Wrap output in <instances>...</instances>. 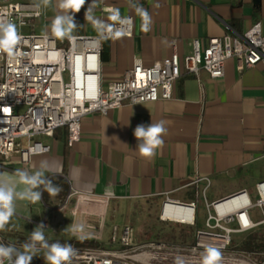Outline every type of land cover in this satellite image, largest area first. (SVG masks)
Here are the masks:
<instances>
[{
	"label": "crops",
	"instance_id": "0c3cea01",
	"mask_svg": "<svg viewBox=\"0 0 264 264\" xmlns=\"http://www.w3.org/2000/svg\"><path fill=\"white\" fill-rule=\"evenodd\" d=\"M33 1L42 11L34 26L39 33L57 35L52 30L57 16L74 17L75 27L63 36L98 35L103 19L133 16L132 36L102 39L104 85L120 79L137 59L152 65L173 52L191 54L196 38L205 44L212 36L243 33L259 21L264 30V0H85L78 12L64 0ZM144 12L150 18L147 30ZM159 121L167 129L164 142L146 158L136 149L134 129ZM263 158L264 61L241 70L237 59H228L220 78L204 69L195 74L183 68L171 98L88 113L73 146L63 127L55 131L49 151L32 155L28 162L19 154L9 159L0 173L33 174L45 164L44 177L60 191L39 200L17 196L16 214L0 236L6 245L24 251L23 244L42 223L49 244L76 246L71 241L89 238L85 231L96 230V222L103 220L101 242L108 227L112 231L116 225L108 224L110 215L124 204L156 201L161 206L166 197L198 199L197 192L207 184L195 183L197 176L210 180L206 196L213 201L247 188L238 175ZM23 187L21 182L17 191ZM40 188L46 191L44 185L33 190ZM71 191L76 193L66 202ZM45 251L40 245L31 264H48Z\"/></svg>",
	"mask_w": 264,
	"mask_h": 264
},
{
	"label": "built area",
	"instance_id": "2783aa9c",
	"mask_svg": "<svg viewBox=\"0 0 264 264\" xmlns=\"http://www.w3.org/2000/svg\"><path fill=\"white\" fill-rule=\"evenodd\" d=\"M41 15L33 0H0V25H14L18 37L0 49V169L15 154L28 162L32 155L49 151L59 128H66L68 145L73 146L81 138L82 120L88 113H107L126 104L171 98L183 68L195 74L204 69L212 78H220L228 59H237L241 70L264 61V30L259 21L243 33L212 36L205 44L196 38L192 53L183 57L173 52L152 65L137 59L120 79L104 85L102 39L132 36L133 16L103 19L98 35L58 36L35 31V19ZM194 182L207 184L197 192V198L201 195L204 199L206 217L204 227L195 229V250H225L234 233L256 228L264 231V179L256 183L254 199L243 188L213 201L206 196L210 180L197 176ZM75 193L71 191L66 202ZM198 199L166 197L161 219L171 220L163 215L167 207L181 206L192 215L177 222L195 226ZM95 225L96 230H86L83 235L99 241L103 220ZM110 240L113 249L71 246L74 253L68 264H130L125 254L135 245L131 224L113 225Z\"/></svg>",
	"mask_w": 264,
	"mask_h": 264
},
{
	"label": "rangeland",
	"instance_id": "374dc122",
	"mask_svg": "<svg viewBox=\"0 0 264 264\" xmlns=\"http://www.w3.org/2000/svg\"><path fill=\"white\" fill-rule=\"evenodd\" d=\"M243 185L251 192L253 199L256 197V183L264 179V158L259 163H253L247 170L238 175ZM65 186V185H64ZM41 196H46L48 191L40 188ZM196 199V197H194ZM211 200L212 196L208 195ZM197 223L195 226L182 224L173 220L161 219V206L158 202L137 204L130 202L124 204L121 210H114L110 215L108 224L116 223L122 226L130 223L134 229L135 245L125 254L130 264H206L198 262L201 257L209 255L208 250H195V229L204 227L206 207L203 198L197 200ZM109 226V225H108ZM256 231H264L256 228L250 232L234 233L230 246L225 250H215L218 257L211 258L208 264H264V252L249 251L242 247L248 238H253ZM111 227H108L107 238L102 242L105 249H113L110 244ZM251 234V235H250ZM259 235L257 234L256 237ZM2 244L5 241L1 237ZM146 253H154L146 255ZM151 258V259H150ZM195 260L189 261V260Z\"/></svg>",
	"mask_w": 264,
	"mask_h": 264
},
{
	"label": "clouds",
	"instance_id": "9594fccd",
	"mask_svg": "<svg viewBox=\"0 0 264 264\" xmlns=\"http://www.w3.org/2000/svg\"><path fill=\"white\" fill-rule=\"evenodd\" d=\"M84 3L85 0H64L65 6L74 7L77 12ZM143 16L145 30H147L150 18L147 12H144ZM74 27V17L57 16L52 23V30L60 36L70 32ZM13 39H18L15 26L12 24L0 25V49L9 46ZM166 132L167 129L163 121L151 122L148 125H137L133 133L138 141L136 149L146 158L153 157L156 149L163 144L162 137ZM46 170L47 165L42 164L41 168L33 174L19 170L14 175L0 173V229H3L5 223L16 214L14 201L17 196H22L28 200H39L41 192L33 189L40 185H44L51 194L60 191L57 185L52 184L51 180L44 177V171ZM21 182L24 187L22 191L18 192L17 188ZM44 228L45 226L42 223L34 228L29 240L23 244L24 251H20L14 245L0 243V264H4L5 260L8 261V264H31L33 257L40 251V245L46 249L44 258L48 264H68L73 256L74 249L70 245H61L59 242L49 244L44 235ZM208 251L209 255L205 256L206 264L211 258L219 256V253L213 249Z\"/></svg>",
	"mask_w": 264,
	"mask_h": 264
},
{
	"label": "trees",
	"instance_id": "16d2710c",
	"mask_svg": "<svg viewBox=\"0 0 264 264\" xmlns=\"http://www.w3.org/2000/svg\"><path fill=\"white\" fill-rule=\"evenodd\" d=\"M257 233H254L253 238H248L244 241L242 244V247L249 251H261L264 252V234H262V231H256ZM259 235L256 237V235ZM71 243H75L77 245H92V246H102V242L97 241L95 239L90 238H77Z\"/></svg>",
	"mask_w": 264,
	"mask_h": 264
},
{
	"label": "bare ground",
	"instance_id": "6f19581e",
	"mask_svg": "<svg viewBox=\"0 0 264 264\" xmlns=\"http://www.w3.org/2000/svg\"><path fill=\"white\" fill-rule=\"evenodd\" d=\"M164 217H170L171 220H175V221H181V220H186L188 218V216L192 215V213L190 212L189 209H186L184 207L181 206H169L165 209L164 211ZM205 242L209 241L208 239H203ZM210 242V241H209ZM146 255H153L154 257H156V254L154 253H146ZM151 259V258H150ZM189 261H193L195 262V260H189ZM201 261H205V257H201V259L198 262Z\"/></svg>",
	"mask_w": 264,
	"mask_h": 264
}]
</instances>
